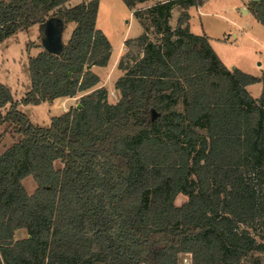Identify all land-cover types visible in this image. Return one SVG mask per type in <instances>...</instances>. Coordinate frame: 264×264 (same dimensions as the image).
I'll return each instance as SVG.
<instances>
[{"label":"trees","instance_id":"1","mask_svg":"<svg viewBox=\"0 0 264 264\" xmlns=\"http://www.w3.org/2000/svg\"><path fill=\"white\" fill-rule=\"evenodd\" d=\"M69 1L0 0V44L50 19L63 34L74 25L59 54L29 59L20 102L0 82V126L15 139L0 156V264H180L181 254L191 264H264V237L248 230L264 223V74L229 69L191 32L187 10L209 0L157 1L146 9L156 39L126 41L110 104L106 89L92 91V67L112 56L99 1ZM148 1L124 0L138 18ZM249 7L264 26V0ZM258 83L255 99L247 87ZM89 91L48 127L18 109ZM20 230L28 237L16 241Z\"/></svg>","mask_w":264,"mask_h":264},{"label":"rangeland","instance_id":"2","mask_svg":"<svg viewBox=\"0 0 264 264\" xmlns=\"http://www.w3.org/2000/svg\"><path fill=\"white\" fill-rule=\"evenodd\" d=\"M98 1L100 6L97 30L101 31L112 45V56L107 67H97L94 70L100 77V83L92 91L101 88L106 89L108 91V102L116 104L120 99V94L115 86L117 81L125 74L118 67L121 58L128 50L125 43L128 40L137 39L145 32L148 33L151 40L156 39L150 18L146 16V9L149 8L147 5H150L148 2L151 1L155 4L157 1L166 0H151L136 5L135 9L139 11L140 18L135 16L136 14L127 7L124 0ZM244 1L246 0H214L205 8L204 11H211V15H213L207 20L210 32L209 42L215 53L229 69L238 68L249 75L262 76L264 74V26L258 22L253 12L244 16L241 11V2ZM182 15L183 10L179 19ZM177 17L178 13H176L175 19L173 16L171 18L173 29L178 27L179 19ZM192 28L193 34L201 35V26L198 22H193ZM40 32L41 28L36 25L0 44V82L11 88L14 99L18 102L31 90L28 62L30 58L35 56L36 52H39L36 51L37 49H34V51L32 49L40 48L41 52L44 49ZM70 36L71 28L69 26L64 33L65 42L71 38ZM30 44H32L31 47H34L31 51H28L27 48ZM132 50L136 51L135 47ZM92 91L79 93L72 101L60 98L52 104L44 103L37 106L20 104L18 109L27 115L34 125L48 127L54 118L60 117L71 109L78 108L82 96ZM253 92V94H256L255 90ZM14 142L15 139L9 132H6V126H0V156ZM62 167L63 165L60 162L56 163L57 169ZM259 184L257 183L258 187ZM23 186L30 195L34 194L37 189V184L32 178L24 180ZM260 187L264 191V185H260ZM187 201V196L179 195L176 199V205L182 206ZM248 230L258 241L263 239V222L257 221ZM27 237L26 230L15 233L16 241ZM191 258L189 254H181L180 264H191Z\"/></svg>","mask_w":264,"mask_h":264},{"label":"crops","instance_id":"3","mask_svg":"<svg viewBox=\"0 0 264 264\" xmlns=\"http://www.w3.org/2000/svg\"><path fill=\"white\" fill-rule=\"evenodd\" d=\"M77 1V2H76ZM88 2V1H91V0H70L69 2H67L65 4V7L66 8H71V7H74V6H77L78 4H80L81 2ZM214 1V0H209L207 1L202 7H191L187 10V13L189 14L190 16V21H189V24H190V28H191V32H192V23L193 22H198L201 26V35H198V36H203V35H206L209 40H210V32H209V26H207V20L208 18H210L212 13L211 11H204L206 7L209 6V4ZM252 1L251 0H246L244 1L243 3L241 2L242 4V8H241V11L242 13L245 15H248V14H252L251 12V9L249 7V4L251 3ZM150 3V5L148 4L147 7H151L154 2H148ZM247 11V12H245ZM182 10H179L178 8H175L172 12V16L174 17V19L176 18V13H178V19H179V16L181 14ZM134 13V12H133ZM206 20V21H205ZM48 21H52L53 22V25L55 26V28L58 27V23H57V20L56 19H50ZM205 22V24H204ZM172 26H173V23L171 22ZM40 28H41V32H40V38H41V43L43 42L44 39H46V35H45V28H46V24H39L38 25ZM70 28H71V34H72V31H73V26L70 25ZM71 37V36H70ZM70 39L67 40V42L69 41ZM62 43H66L65 40H64V34L62 35ZM34 49H37L36 51H39V52H36L35 53V56L36 57L41 51H40V48H33L32 51H34ZM44 50V49H43ZM31 51V50H30ZM124 51H125V47H124ZM97 67H92V71L95 72L94 70L96 69ZM99 68V67H98ZM242 71V70H241ZM244 72V71H242ZM96 73V72H95ZM245 73V72H244ZM97 74V73H96ZM247 74V73H246ZM256 77V76H255ZM257 77H261V76H257ZM102 83V82H101ZM247 90L251 93V95L255 98V99H259L261 94H262V90H263V86L261 83H258V84H255V85H251L249 87H247ZM253 90H255V93L256 94H253ZM60 99V98H59ZM67 101H72L74 100L75 98H65ZM57 101V100H56ZM55 103V102H54ZM44 104V103H43ZM60 110V109H59ZM61 111V110H60Z\"/></svg>","mask_w":264,"mask_h":264},{"label":"water","instance_id":"4","mask_svg":"<svg viewBox=\"0 0 264 264\" xmlns=\"http://www.w3.org/2000/svg\"><path fill=\"white\" fill-rule=\"evenodd\" d=\"M252 2H260L261 0H251ZM247 12V11H245ZM59 27L55 28L52 21H45L42 24H46L45 35L46 39L43 40L42 44L44 50L53 53L59 54L63 49L62 35H63V25L58 20ZM81 108V105L78 106Z\"/></svg>","mask_w":264,"mask_h":264}]
</instances>
